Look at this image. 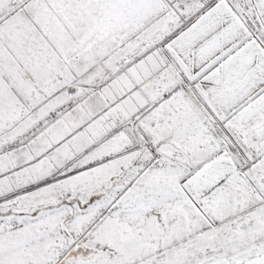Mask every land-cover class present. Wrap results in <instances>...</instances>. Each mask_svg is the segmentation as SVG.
<instances>
[{"label":"snow or ice","instance_id":"snow-or-ice-1","mask_svg":"<svg viewBox=\"0 0 264 264\" xmlns=\"http://www.w3.org/2000/svg\"><path fill=\"white\" fill-rule=\"evenodd\" d=\"M0 264H264V0H0Z\"/></svg>","mask_w":264,"mask_h":264}]
</instances>
